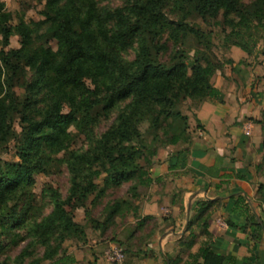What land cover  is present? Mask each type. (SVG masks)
<instances>
[{
	"label": "trees",
	"instance_id": "obj_1",
	"mask_svg": "<svg viewBox=\"0 0 264 264\" xmlns=\"http://www.w3.org/2000/svg\"><path fill=\"white\" fill-rule=\"evenodd\" d=\"M42 1L39 13L44 23H37L32 33L23 14L14 19L0 0V255H5L0 264H39V246L46 264H73L75 257L64 242L86 237L84 225L74 220L77 208L95 228L130 211L136 221L129 226L123 253L146 256L128 243L150 218L140 213L147 193H139V188L161 179L149 170L158 149L179 146L170 154L175 163L168 169L179 167L182 147L189 151L201 127L194 111L220 95L212 82L222 65L212 51L213 32L225 48L230 44L247 56L257 55L259 41L264 48V0H123L115 7L100 6L96 0ZM197 20L209 28L203 30ZM14 35L19 45L10 47ZM86 80L103 90L96 93ZM183 101L190 102L191 115V110L182 111ZM64 106L68 110L61 115ZM111 114L108 126L94 133L100 119ZM256 123L262 134L258 150L263 153L251 164L252 176L264 169V118ZM82 132L91 135L85 148H64ZM10 143L16 159H2ZM58 161L65 163L68 187L64 195L49 191L52 208L45 214L31 188L35 175L48 174ZM126 180L133 184L129 196L110 199L102 207V221L92 217V207L105 189ZM256 183L263 196L264 182ZM245 193L230 196L231 210L244 222L227 219L226 224L258 243L264 237V202L253 204ZM220 203L221 199L196 201L186 224L188 247L195 229L211 235L210 208ZM23 241L17 255L7 254ZM163 259L164 264H175L168 253ZM233 263L210 236L184 262Z\"/></svg>",
	"mask_w": 264,
	"mask_h": 264
},
{
	"label": "rangeland",
	"instance_id": "obj_2",
	"mask_svg": "<svg viewBox=\"0 0 264 264\" xmlns=\"http://www.w3.org/2000/svg\"><path fill=\"white\" fill-rule=\"evenodd\" d=\"M5 3V7L10 10L14 16V19L17 14H23V17L26 22V27L32 33L36 29V25L44 23L43 16L39 13L43 8L42 0H2ZM98 5L100 6H117L121 5L123 0H96ZM248 2L249 0H243ZM200 27L203 30L208 29L209 27L203 23L201 20H197ZM219 36H217V32L212 34V41L215 42V45L212 46V51L215 57L222 63L221 67L216 70V72L212 76V82L217 87L221 88V91L224 93V98L222 102L225 104V109L222 113L225 114L224 119L222 120L223 124L229 127L232 122H240V131L242 134H245V129H250L249 134H245L253 139L252 144L253 147L250 148V152L252 153L253 161H260L263 151L258 150L259 143L261 141V130L256 120L260 118H264V53H261L260 50H264L262 47V41L257 43L255 51H257V55L252 54L247 56L241 49L235 46L224 47L218 41ZM19 45L18 37L16 35L11 37L10 47H17ZM50 45L53 50L56 49V42L54 40L50 41ZM229 49V50H228ZM128 57L132 56V52L129 51L127 54ZM166 56H164L165 58ZM231 59V61H228ZM86 85H88L91 89H93L96 93H100L103 90V87L92 83L89 80H86ZM189 101H183L181 103V109L183 112L187 110L189 114L192 112V109L188 107ZM253 106V108L251 107ZM251 107V108H249ZM68 108L64 106L61 111V115L66 113ZM195 113V111H194ZM235 114V115H234ZM60 115V116H61ZM191 115V114H190ZM60 116L57 119H60ZM113 115L110 117L101 118L96 127H94L93 132L99 134L102 132L108 124L112 121ZM149 118L145 119L144 125L147 124ZM234 119V120H233ZM259 127L260 134H258L257 127ZM70 130L75 134L76 130L72 127ZM199 132H201V128H198L195 131L194 138L199 137ZM254 133H256L254 135ZM91 135L88 132H82L80 134H76L73 138L64 144L65 147L69 148H77V147H86L87 142L91 139ZM258 137H260L258 139ZM259 140V141H258ZM179 146H167L158 149L157 154L153 158V163L150 166V174L152 177H161V179L157 182H154L149 188H139V193H179V188L173 183H170L169 178L164 174L165 168L170 161V159L174 157H170L176 149H179ZM184 150L182 154V160L185 161L186 152L185 147H182ZM13 147L12 143L9 144L8 149L5 153L2 154V159L13 160L16 157L13 155ZM60 158L62 154L60 153ZM187 158V157H186ZM57 166L51 167L50 172L48 174H36L35 181L31 188V191L35 195V202L37 205L43 204V212L49 213L52 208V203L48 200L47 194L51 190H55L62 195L66 193L68 187V172L63 161H58ZM264 169L261 168L255 172V175L252 180L256 182H264ZM253 182L250 185V198L252 203L255 204L257 201L264 202V194L263 196L260 193H257L256 187L257 183ZM133 185L132 181L126 180L122 181L118 185H111L105 189V195L100 199L99 203L92 207L91 215L92 217L102 221L104 218V213H102V207L109 202L110 199L116 197H125L130 194V186ZM51 188L50 190L48 189ZM173 187V188H172ZM170 189L168 191H164L165 189ZM48 189V190H47ZM52 191V192H53ZM147 199V198H146ZM223 204V203H222ZM222 204H214L211 206L209 213V221L208 224H214L220 230H212L210 231L211 235H206L201 233L199 230L195 229V238L193 240V244L191 247L187 246L188 231L185 233L187 237L183 243H177L176 250L174 254L171 256L175 258V264H184L186 261L185 258H188V253L191 251L193 247L196 249L198 245L204 241L205 239L215 237L216 233L222 234V228L227 226V214L221 213L223 211L221 208ZM170 210L168 208L163 209V218L169 216ZM74 220L83 224L86 237L84 240L77 241L76 239L67 240L64 242V246L68 248V252H71L75 261L73 264H164L163 255L157 251V248L153 250L156 253L154 258L152 255V248L149 247V239L153 238L155 241L157 238H162V231H158L156 236L151 235L152 227L159 228L158 222L150 220L146 222L137 232L134 234L128 243L130 244L131 250L135 251L136 248H141L144 252L147 253V257H144L140 254H130L123 253L124 256L122 260L117 262L109 261L105 258L104 251L105 248L109 244L117 245L124 249V240L127 236V232L129 230V226L132 222H135L136 219L133 218L130 211H121L113 218V222L110 223L106 227H98L95 228L93 223H91L87 217H85L83 209L77 208L73 210ZM181 224L179 226L182 227L183 223H185V213L181 214ZM204 217V216H203ZM22 231V229H20ZM156 231V230H154ZM150 233V234H149ZM139 235V238H137ZM183 239V238H182ZM161 240H164L163 238ZM25 241L19 243L18 246H15L8 250L7 254L11 257L17 255L20 249L25 245ZM196 243V244H195ZM165 252V251H164ZM42 253V247H38L37 249V262L39 264H46V261H42L40 259ZM142 254V253H141ZM5 255H0V259H3ZM183 257L184 260H183Z\"/></svg>",
	"mask_w": 264,
	"mask_h": 264
},
{
	"label": "crops",
	"instance_id": "obj_3",
	"mask_svg": "<svg viewBox=\"0 0 264 264\" xmlns=\"http://www.w3.org/2000/svg\"><path fill=\"white\" fill-rule=\"evenodd\" d=\"M224 97L221 91L216 100L204 102L195 111L196 118L201 124L199 137L194 138L186 153L187 158L185 157V161L183 160L178 168L168 169L169 165L175 163V158L170 159L165 168L164 174L169 178L170 183L179 188L180 192L169 193L170 189L167 188L164 191L168 193H148L147 199L140 207L141 215L150 216L146 222L150 220L158 222L159 228L153 226L151 230L149 229L150 236L155 237L160 230L164 239L161 240L160 236L156 241L153 238L149 239L148 245L152 248V258L156 256L153 248H157L164 258L166 253L172 256L177 251L175 249L177 243L185 241L186 224L195 213L198 199H221L223 203L221 213L226 211L227 219H231L236 224L244 222L241 216L231 210L234 200L230 196L239 191L246 192L248 197L251 195L249 189L255 177L252 176L251 164L254 161L251 159L252 153L249 147H253L254 143L252 144L251 137L241 133L240 122H232L229 127L223 124L225 114L222 111L225 110L223 109L225 104L222 100H225ZM257 130L260 134L259 127ZM164 208L170 210L167 219L163 218ZM182 213H185L186 218L185 223L179 228ZM216 225L209 224L208 230H217ZM216 234L212 239L217 249L226 257H232L233 264H264V237L258 243H254L239 229L228 225L222 228V234ZM194 250L192 247L191 251ZM138 254L141 255V253Z\"/></svg>",
	"mask_w": 264,
	"mask_h": 264
},
{
	"label": "built area",
	"instance_id": "obj_4",
	"mask_svg": "<svg viewBox=\"0 0 264 264\" xmlns=\"http://www.w3.org/2000/svg\"><path fill=\"white\" fill-rule=\"evenodd\" d=\"M250 129H245V134H249ZM105 258L112 262L122 260L124 254L121 247L113 244H109L104 251Z\"/></svg>",
	"mask_w": 264,
	"mask_h": 264
}]
</instances>
